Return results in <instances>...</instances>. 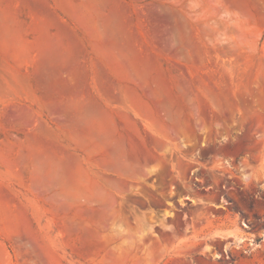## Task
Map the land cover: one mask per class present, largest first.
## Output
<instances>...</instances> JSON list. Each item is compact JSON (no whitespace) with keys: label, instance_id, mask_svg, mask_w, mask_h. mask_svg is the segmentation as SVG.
<instances>
[{"label":"rangeland","instance_id":"374dc122","mask_svg":"<svg viewBox=\"0 0 264 264\" xmlns=\"http://www.w3.org/2000/svg\"><path fill=\"white\" fill-rule=\"evenodd\" d=\"M0 264H264V0H0Z\"/></svg>","mask_w":264,"mask_h":264}]
</instances>
